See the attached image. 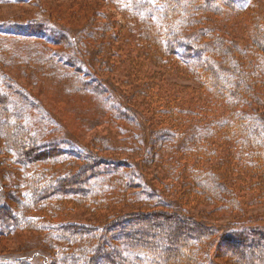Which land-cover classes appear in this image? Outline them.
<instances>
[{
  "label": "trees",
  "instance_id": "obj_1",
  "mask_svg": "<svg viewBox=\"0 0 264 264\" xmlns=\"http://www.w3.org/2000/svg\"><path fill=\"white\" fill-rule=\"evenodd\" d=\"M120 1L114 7L140 26L153 62L197 84V99L179 106L158 71L144 88L134 84L150 103L148 121L126 93L76 57L77 30L40 14L1 24L0 35L42 42L40 49L12 52L10 61L34 62V70L73 92L97 93L108 101L112 117L139 127L146 137L139 139L142 146L125 150L132 155L42 141L26 118L30 93L0 72V163L16 166L11 172L21 180L0 203V236L44 232L43 264H219L217 253L229 264H264V227L234 222L220 230L183 205H202L205 197L238 209L236 199L225 197L234 190L225 182L254 186L264 199V25L251 19L250 43L241 45L219 36L220 21L208 26V16L238 15L248 8L240 4L244 0ZM93 25L91 38H102L108 25ZM5 46L0 43L2 61L9 56ZM141 53L148 56L147 50ZM107 148L112 153H104ZM173 182L186 189L180 196L191 199L164 196L159 187ZM65 202L105 214L99 221L71 223L63 220ZM0 264L31 262L29 255L0 254Z\"/></svg>",
  "mask_w": 264,
  "mask_h": 264
},
{
  "label": "rangeland",
  "instance_id": "obj_2",
  "mask_svg": "<svg viewBox=\"0 0 264 264\" xmlns=\"http://www.w3.org/2000/svg\"><path fill=\"white\" fill-rule=\"evenodd\" d=\"M138 4L140 0H133ZM107 2L106 0H0V25L12 24L33 18L36 14L44 16V19L51 20L60 26H70L77 32L74 35L79 43L76 57L84 60L88 64L90 71L98 74L99 78L109 80L116 87L126 93L130 102L135 106L144 118L151 121V107L147 103V96L143 92H135L136 87L144 88L145 83H149V78H158L157 74H162L161 79L166 81L169 89L176 92V100L179 106L182 102L189 105L197 99L199 87L178 70H165L157 65L154 58L149 54V50L140 39V26L126 18L114 6L120 4ZM249 4L248 8L238 15L223 14L221 17L209 15L208 26H215L211 21H220L221 29H217L219 36L229 42L246 45L250 43V20L255 18L258 23L264 25V0H244L240 4ZM107 24L104 28V36L91 38L90 33L94 25ZM217 28V27H216ZM5 43V60H0V72L17 85L25 88L31 95L32 101L27 106L26 118L29 126L35 129L40 139L46 141H57L59 143L68 142L69 145L88 146L93 149H103V147L116 148L124 152L122 155H132L125 150L139 144L140 137L145 138L142 130L135 125L120 121L111 116L108 111L109 104L104 97L95 92L78 93L71 91L66 85L51 79L46 74L34 70L38 66L34 62L31 64L25 61L10 59L11 53H25L28 47L34 50L42 47V42L17 40L13 37L0 35V43ZM99 53L97 52L103 43ZM138 47V49H137ZM55 48V47H52ZM140 50H147L148 56L138 55ZM159 69V70H158ZM164 69V70H163ZM148 72L149 75L145 73ZM143 84V85H142ZM139 85V86H138ZM191 90L193 92H191ZM2 95V93L0 92ZM38 107L33 109V105ZM221 112L217 113V118ZM2 144L0 139V145ZM104 153H112L108 149ZM137 148V147H136ZM115 151V150H114ZM219 156L224 154L218 151ZM1 160V155H0ZM216 160L212 161V169H217ZM15 169H17L16 166ZM9 164L0 163V203L5 202L4 197L16 183L21 180L14 176L11 171L14 168ZM154 174L160 173L157 167L153 168ZM151 177V175H150ZM181 183V181H178ZM180 183L169 182L166 186H160L161 193L167 198L185 199L180 196L183 189ZM179 184V185H178ZM228 189H234L231 194L225 197L236 199L238 209L233 204L219 206L211 203L202 197V205L185 204V210L194 218L202 220L204 223L219 227L220 230L226 225L234 222L246 224L253 227H264V199L258 197L257 190L251 185L236 186L225 184ZM236 187V188H235ZM228 192V191H227ZM192 195H194L192 193ZM260 200H259V199ZM213 199V198H212ZM68 206H66V205ZM65 213L63 220L68 222H93L99 221L105 213L92 214L85 211L79 205L72 202H65ZM216 206V207H215ZM192 226H184L183 232H191ZM48 236L42 231L25 230L18 231L12 236H0V254L23 255L30 257L31 264H43L42 257L46 254L45 239ZM216 244L210 249L209 254L214 257ZM39 251V255H36ZM216 260L219 264H229L223 254L217 253Z\"/></svg>",
  "mask_w": 264,
  "mask_h": 264
}]
</instances>
